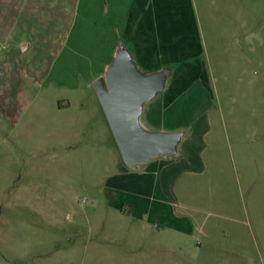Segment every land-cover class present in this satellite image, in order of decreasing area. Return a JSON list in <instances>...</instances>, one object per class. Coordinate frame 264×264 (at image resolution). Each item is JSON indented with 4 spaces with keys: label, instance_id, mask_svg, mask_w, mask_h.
<instances>
[{
    "label": "rangeland",
    "instance_id": "1",
    "mask_svg": "<svg viewBox=\"0 0 264 264\" xmlns=\"http://www.w3.org/2000/svg\"><path fill=\"white\" fill-rule=\"evenodd\" d=\"M182 1L194 3L214 61L135 64L144 74L187 65L199 80L202 74L207 77L204 88L209 97L197 101L202 106L197 110H217L206 138V153L215 157L206 172L178 181L172 193L178 211L196 208L191 221L195 228L163 222L156 228L106 208L105 178L123 161L101 107L95 110L100 104L94 89L86 92L84 87L71 89L54 81L35 89L30 81L17 80L10 91L52 93L60 102L69 99L71 108L58 115L52 107L42 111L41 127L27 138L28 150L38 143L42 149L27 152L26 166L14 163L18 149L8 151L0 143V264H41L40 248L50 245L43 242L56 236L62 249L70 245L68 237L73 242L101 237L123 242L110 245L105 253L91 252L84 243L71 254L60 253V262L70 257L74 264H264V0ZM52 64L22 67L29 72L41 65L44 74ZM41 102L50 99L37 101ZM82 118L88 122L78 123ZM30 158L41 161L35 165ZM41 213L55 215L57 228L47 223L36 228ZM161 243L172 249L169 257H149L151 248ZM121 248L140 256L114 261L105 255H122Z\"/></svg>",
    "mask_w": 264,
    "mask_h": 264
},
{
    "label": "crops",
    "instance_id": "2",
    "mask_svg": "<svg viewBox=\"0 0 264 264\" xmlns=\"http://www.w3.org/2000/svg\"><path fill=\"white\" fill-rule=\"evenodd\" d=\"M119 45L130 53L134 63L214 61V50L205 47L204 32L193 2L0 0V143L6 144L8 151L11 147L20 151L15 164L26 166L27 152L42 149L40 143L31 145L29 150L27 146L31 131L41 127L42 111L52 107L58 115L69 111L71 102L69 99L63 100L66 103L60 102L58 96L36 90L12 92L11 85L17 80L21 83L30 81L32 88L38 89L54 81L71 89L84 87L89 92L101 71L103 75L108 63H112ZM22 63L53 64L43 74L41 65L28 72ZM169 71L165 88L144 105L140 121L159 131L183 132L177 153L172 157L153 158L135 168L120 163L116 173L105 178V192L109 198L106 208L145 225L156 224V228L163 222L165 226L192 231V215L197 212L196 208L182 210L184 213L178 211L173 188L178 181H189L202 175L207 171L208 162L215 157L206 153V138L212 131L217 110L212 107L197 110L202 107L197 106V101L209 97L204 88L207 81L204 74L199 80L187 65ZM94 96L96 98L95 92ZM49 99L46 104L37 103ZM84 106L81 104L82 110ZM96 107L95 110H100L98 103ZM81 122L86 124L88 119L82 118L78 123ZM29 160L36 165L41 158ZM213 164L217 171V165ZM51 210L57 212V207L51 205ZM40 218V222H35L36 228L43 227V223L57 228L55 215L41 213ZM65 239L70 245L63 249L58 246V236L43 242L50 245L40 248L41 264H74L70 257L60 262V253L71 254L83 243L91 252L101 249L104 253L112 244H123L107 237L87 238L80 242H73L71 237ZM128 249L121 248L122 255L111 252L105 255L114 261L123 256L128 259L140 256ZM171 250L168 244L161 243L151 248L149 257L163 261Z\"/></svg>",
    "mask_w": 264,
    "mask_h": 264
},
{
    "label": "water",
    "instance_id": "3",
    "mask_svg": "<svg viewBox=\"0 0 264 264\" xmlns=\"http://www.w3.org/2000/svg\"><path fill=\"white\" fill-rule=\"evenodd\" d=\"M169 70L144 74L119 45L112 63L93 89L124 165L135 168L151 159L176 155L183 132L149 131L141 124L144 105L163 91Z\"/></svg>",
    "mask_w": 264,
    "mask_h": 264
}]
</instances>
